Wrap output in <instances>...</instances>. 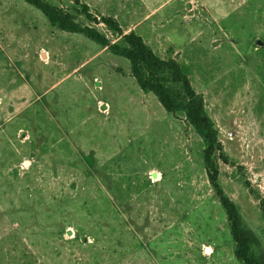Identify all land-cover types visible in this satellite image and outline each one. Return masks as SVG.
I'll list each match as a JSON object with an SVG mask.
<instances>
[{"label": "rangeland", "instance_id": "rangeland-1", "mask_svg": "<svg viewBox=\"0 0 264 264\" xmlns=\"http://www.w3.org/2000/svg\"><path fill=\"white\" fill-rule=\"evenodd\" d=\"M48 1L123 43L112 16L178 61L218 128L221 185L264 247V0ZM204 147L126 57L0 0V264H242ZM34 197L35 216L19 209Z\"/></svg>", "mask_w": 264, "mask_h": 264}, {"label": "trees", "instance_id": "trees-1", "mask_svg": "<svg viewBox=\"0 0 264 264\" xmlns=\"http://www.w3.org/2000/svg\"><path fill=\"white\" fill-rule=\"evenodd\" d=\"M25 1L39 9L52 25L69 32L81 33L96 43L108 47L115 54L126 57L130 62L131 73L143 91L153 93L167 112L183 111L185 113L188 123L204 141V167L208 180L227 215L236 259L242 264H264V247L260 237L244 224L237 204L221 185L219 163L220 160L227 162L228 158L223 152L218 128L206 111L203 95L195 90L189 76L178 61L175 58L160 57L137 32L124 33L119 22L112 16H102L100 19L111 30L122 34L123 43L111 42L97 28L80 24L71 13L51 4L48 0ZM83 12L89 20L98 22L97 17L89 11L86 4H83ZM101 178L106 185L102 195L106 197L110 195L114 199L115 193L112 191L108 174H103ZM35 202L34 197L21 205L19 209H26L35 216L38 212ZM116 203L121 212L126 211V203L122 201H116ZM62 223H59L58 227L64 231L66 225ZM13 229L18 231L20 239H25L23 235L25 228L22 224L13 226ZM34 241L39 240L32 239V243ZM74 242L78 245L88 244L86 236L75 238Z\"/></svg>", "mask_w": 264, "mask_h": 264}, {"label": "built area", "instance_id": "built-area-1", "mask_svg": "<svg viewBox=\"0 0 264 264\" xmlns=\"http://www.w3.org/2000/svg\"><path fill=\"white\" fill-rule=\"evenodd\" d=\"M188 1H193V0H188Z\"/></svg>", "mask_w": 264, "mask_h": 264}]
</instances>
